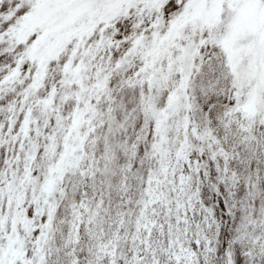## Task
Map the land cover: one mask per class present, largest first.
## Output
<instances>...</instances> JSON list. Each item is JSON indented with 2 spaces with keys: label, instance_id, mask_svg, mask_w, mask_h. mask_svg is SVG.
Wrapping results in <instances>:
<instances>
[{
  "label": "snow or ice",
  "instance_id": "obj_1",
  "mask_svg": "<svg viewBox=\"0 0 264 264\" xmlns=\"http://www.w3.org/2000/svg\"><path fill=\"white\" fill-rule=\"evenodd\" d=\"M0 264H264V0H0Z\"/></svg>",
  "mask_w": 264,
  "mask_h": 264
}]
</instances>
